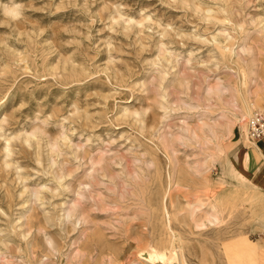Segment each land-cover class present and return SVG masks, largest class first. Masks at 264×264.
Returning <instances> with one entry per match:
<instances>
[{"label":"rangeland","instance_id":"1","mask_svg":"<svg viewBox=\"0 0 264 264\" xmlns=\"http://www.w3.org/2000/svg\"><path fill=\"white\" fill-rule=\"evenodd\" d=\"M261 48L264 0H0V264H153L170 230L189 264H264V219L211 206L226 157L251 179Z\"/></svg>","mask_w":264,"mask_h":264},{"label":"bare ground","instance_id":"2","mask_svg":"<svg viewBox=\"0 0 264 264\" xmlns=\"http://www.w3.org/2000/svg\"><path fill=\"white\" fill-rule=\"evenodd\" d=\"M219 21H221V20H219ZM246 37L250 38L249 33H248V35ZM245 41H246V39H245ZM217 45H219V48L221 49V53H222L223 56H227V55H229L232 52L231 51V52L228 53L226 51L227 49H229L228 45H222L220 42ZM261 45L262 44H261L260 40H256L253 43L244 42V43L240 44L241 49H243V50L246 47L248 49L252 48V47H255V46L259 48V46H261ZM262 50H264V48ZM242 58L246 59V57H243V56H242ZM255 59H256V57H255ZM252 60H253V58H252ZM5 104H6V99L5 98L1 99L0 100V112H1V108ZM252 104H254V103H252ZM250 109L251 108L248 107V111H250ZM0 114L2 115V113H0ZM241 119L243 120V118L240 117L239 120H241ZM244 129H245V127H243V130ZM208 131H212V137H209V138H206V139L204 138L205 139L204 142H209L211 138L214 139L217 143L221 142V136L218 135V132L211 125H207V127L201 126V127H197V128L191 129V132L194 135H197L200 132V133H202L201 136H203V137ZM247 133L248 132L245 131L242 134L243 143H244V147H243L244 148L243 149L244 152L239 155L240 158L242 159L243 167H244L245 170L250 165V162H251V159H252V153L254 151H258L260 154H262V149H261V146L259 144V141L263 139V138L262 139H257V140L252 139V138H250V136ZM223 142H224V140H223ZM222 171H223L224 178L230 184V186L229 187H224V188H222L220 190L218 189V190L214 191V193L212 194V197H213V201H212V205H211L212 209H216L221 202L226 201V200L231 202V204L234 205V206H237L239 204H244L245 202H248L251 205L252 212L254 211V213L257 214L258 217H261V218L264 219V211L262 210V208H258V210H256L257 202L260 203L262 200H264V189H262V187H260L258 184L253 182L246 174H244L242 172V170H240L234 164L233 160L230 159L229 157L225 158V163H224V165H222ZM89 191H90V189H89ZM197 208H198V206H197ZM197 208H194L193 210L190 209L191 210L190 214L193 215V212H195L194 210L197 209ZM216 212H219V210H217ZM67 216H69V215L67 214ZM197 227H200V226H197ZM168 234L169 235L163 237V239H162V241L164 243L163 246L159 247V246H154V245H148L147 247H144L141 250V252H140L141 255H145V256L153 259V264H172V263L189 264L186 261L185 257H184L183 250L181 252L182 248L179 246V244L176 243V240L178 239L177 234L175 232H172V230H170ZM49 243H50V241H49ZM168 255L169 256H173L172 257L173 261H169V260L165 259ZM130 264H136V263L132 262Z\"/></svg>","mask_w":264,"mask_h":264},{"label":"crops","instance_id":"3","mask_svg":"<svg viewBox=\"0 0 264 264\" xmlns=\"http://www.w3.org/2000/svg\"><path fill=\"white\" fill-rule=\"evenodd\" d=\"M259 144L262 149V154L258 151H254L252 153L250 165L246 170L250 172L252 181L264 189V138L259 141Z\"/></svg>","mask_w":264,"mask_h":264},{"label":"built area","instance_id":"4","mask_svg":"<svg viewBox=\"0 0 264 264\" xmlns=\"http://www.w3.org/2000/svg\"><path fill=\"white\" fill-rule=\"evenodd\" d=\"M246 124L250 138L255 140L264 138V109L251 114Z\"/></svg>","mask_w":264,"mask_h":264},{"label":"snow or ice","instance_id":"5","mask_svg":"<svg viewBox=\"0 0 264 264\" xmlns=\"http://www.w3.org/2000/svg\"><path fill=\"white\" fill-rule=\"evenodd\" d=\"M17 7H18V6H17ZM11 14H12V15H15V14H16V12H15V11H12V12H11Z\"/></svg>","mask_w":264,"mask_h":264}]
</instances>
